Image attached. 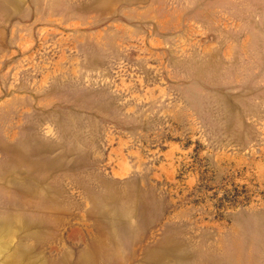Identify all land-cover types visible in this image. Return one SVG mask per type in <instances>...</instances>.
I'll use <instances>...</instances> for the list:
<instances>
[{
	"label": "rangeland",
	"instance_id": "obj_1",
	"mask_svg": "<svg viewBox=\"0 0 264 264\" xmlns=\"http://www.w3.org/2000/svg\"><path fill=\"white\" fill-rule=\"evenodd\" d=\"M0 264H264V0H0Z\"/></svg>",
	"mask_w": 264,
	"mask_h": 264
}]
</instances>
